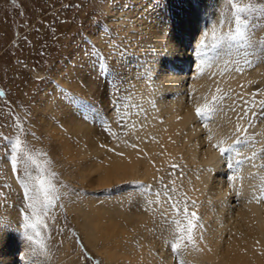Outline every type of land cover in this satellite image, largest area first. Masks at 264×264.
<instances>
[{"label": "rangeland", "instance_id": "1", "mask_svg": "<svg viewBox=\"0 0 264 264\" xmlns=\"http://www.w3.org/2000/svg\"><path fill=\"white\" fill-rule=\"evenodd\" d=\"M242 2L264 4V0ZM219 7L220 0H0V136L15 138L19 134L22 147L26 146L48 171L57 173L53 182L59 190V199L44 217L47 228L38 226L41 235L36 239L46 244L42 251L39 245L26 239L20 228L21 210L28 202L18 180L23 175V168L18 164L13 172L7 158V141L0 139V193H4L9 201V205L0 208V215L11 221V228L16 227L15 232L7 233L14 232L19 240H25L15 248L18 264H110L101 249L109 244L108 236L93 243L87 240L84 210L96 212L100 217L98 226L105 234L115 231L128 234L125 239H120V244L126 245L132 253H139L145 246L144 250L153 255L158 250L173 254L169 244L165 243L173 240L174 234L166 217L161 215L167 212V218L172 216L162 186L167 185L169 190L174 187L176 191H169V194L175 200H187L189 211L199 210L197 204H191L193 200L184 188V182H189L188 164L173 160L161 170L157 168L154 179L148 182L122 179L97 186L91 182L93 178L87 176L90 168L84 160L86 157L74 161L72 152L63 146V143L69 144L73 150L80 144L78 136L68 130L70 120L66 113L72 109L79 112V107L87 111L90 126L101 135L104 144L115 137L131 140L124 115L133 109L134 103L130 78L135 73L131 70L138 65L137 60L152 62L164 53L162 46L161 49L150 42L143 26L132 27L136 20L131 12L138 20L149 19L150 22V16H154L157 19L153 22L165 23V35L184 12L194 14L198 17L197 52L210 58L211 62L229 61L230 69L237 67L234 63L237 60L239 67L247 71L253 66L263 67L264 54L259 52L248 57L253 61V66L249 67L235 48L212 47L211 24L215 21L219 28L216 14ZM253 23L259 27L252 31L251 40L259 47V41H264V17L254 19ZM206 29L207 37L204 36ZM227 30L225 24L222 31ZM202 40L203 46L199 43ZM255 47L248 51L253 52ZM261 80L258 77L253 81L249 93L239 92L241 89L221 93L226 94L225 98L216 105L217 111L235 109L234 112L248 117L244 129L255 139L246 150H243L245 145L239 146V160L257 152L259 166L264 165V151H260L264 149V133H257L252 126L264 119L253 118L252 114L260 113V103L264 101V82ZM137 103L140 105L139 101ZM245 109L247 115H244ZM83 145L84 141L80 151H84L86 146ZM93 158L97 160L96 156ZM97 163L104 164V161L101 158ZM79 166L84 171H80ZM30 171L34 176L38 174L34 168ZM156 192L160 193L161 202L149 204V200L156 201ZM212 215L222 223L221 211ZM13 238L14 234L11 236L14 242ZM184 251L182 249L181 253ZM116 264L130 263L123 259Z\"/></svg>", "mask_w": 264, "mask_h": 264}, {"label": "bare ground", "instance_id": "2", "mask_svg": "<svg viewBox=\"0 0 264 264\" xmlns=\"http://www.w3.org/2000/svg\"><path fill=\"white\" fill-rule=\"evenodd\" d=\"M109 12L112 16L111 10ZM131 14L136 21L130 25L137 29L143 26L150 42L164 49V53L152 60L153 63L148 59L137 60L138 65L131 70L136 74H130L134 103L130 114L124 113L126 131L131 140L112 137L110 143H102L101 135L96 134L95 128L89 124L87 111L79 107L80 113L73 109L66 113L70 120L67 127L78 136V143L84 141L86 147L80 151V144L73 150L69 144L63 143V146L72 152L74 161L86 157L84 160L90 168L87 176L93 178L91 182L97 186L122 179L148 182L154 179L157 168L161 170L173 160L188 164L189 182H184V188L187 196L196 201L199 210L195 212L200 223L203 221V228L195 232V246H188L178 260L168 251L158 250L153 255L144 250L145 246L139 253L130 252L126 245L120 244V239H125L128 234H117V231L105 234L98 226L100 217L96 212L84 210L87 240L93 243L108 236L109 244L101 251L107 255L110 264L123 259H128L130 264H180V261L183 264H190V261L192 264H264V199L257 202L254 198L264 186V170L256 156L254 161L245 160L238 173L230 172L224 167L219 149L213 147L221 139L225 140V146L231 144L237 124L244 129L248 125V117L240 119L241 112L218 110L210 120L201 122L195 113L196 106L205 102V96L210 100L212 95L235 89L249 93L250 86L258 77L264 82V74L259 75L264 73V66H253L249 71L243 68L238 72L236 68L230 69L228 64L209 61L212 66L204 64L201 74V56L196 54L195 47L198 17L184 12L165 35V23L153 22L156 17L150 16L151 21L148 22L149 19L138 20L135 14ZM225 67L228 71L221 74ZM213 72L216 75L213 76ZM90 87L93 89L92 85ZM217 88L221 89L220 93H217ZM111 121L114 123V119ZM253 127L257 133H264L263 121L256 122ZM210 135L212 139H209ZM246 149L245 145L243 150ZM238 150L239 146L237 153ZM237 153L233 154L234 160H239ZM93 156L97 160L102 158L104 164L97 163ZM79 169L84 171L80 166ZM225 173L237 178L230 182ZM219 211L223 214L221 218L224 217L222 223L212 215ZM12 229L16 231V227ZM7 232L0 234V264H18L15 248L25 240H19L14 232Z\"/></svg>", "mask_w": 264, "mask_h": 264}, {"label": "snow or ice", "instance_id": "3", "mask_svg": "<svg viewBox=\"0 0 264 264\" xmlns=\"http://www.w3.org/2000/svg\"><path fill=\"white\" fill-rule=\"evenodd\" d=\"M230 10V11H229ZM219 16V28L215 21L211 24V35H212V47L218 48L224 46L228 49L235 48L238 55L243 57V63L249 67L253 66V61L248 59L250 55H256L257 52L264 54V41H259V47H255L251 40L252 31L259 27V24L253 23L254 19H260L264 17V4L256 3H243L242 0H220V7L217 9ZM228 25L227 31H222L224 25ZM208 30L204 32V36L207 37ZM201 46L204 45V41L199 42ZM255 47L253 52H249L248 49ZM200 55V72H203V65L209 63V59L203 56L199 52L196 53ZM103 58V57H101ZM259 57H257L258 59ZM229 61H225L227 64ZM237 67L236 71L242 72L244 69L239 67L240 61L234 62ZM228 71L225 67L221 69V74ZM212 75H216L215 72ZM217 93L221 92V89L217 88ZM225 95H212L209 100L207 96L204 97V103L198 104L195 108L196 116L201 122H206L212 118V116L217 112L216 105L220 104ZM255 96V93H253ZM261 111L253 113V118L264 119V101L260 103ZM235 110V109H233ZM244 115H247V109H245ZM244 117L241 116L240 119ZM251 123V121H249ZM207 127V123L204 125ZM23 129H21V132ZM239 133V135H237ZM247 129H241V126L237 124L235 132L233 135L236 137L231 144L225 146V140L221 139L218 143L214 144L213 147L219 149L221 159L230 172L238 173L240 166L245 163V160L251 159L255 160L257 152H253L252 157H246L245 160H234V153H237L238 146L249 145L250 142L254 141V137L246 134ZM7 141V158L10 160L13 172L16 171L17 165H21L23 168V175L18 177V180L24 190V197L28 201L26 208L22 209V223L20 228L23 230L26 239L29 242L39 245L40 249L43 251L46 248V244L41 239H36L40 237L41 233L38 230V226H43L47 228L44 217L47 216L48 209L55 205L56 201L59 199V190L57 185L53 182V178L57 176V173L48 171L44 163L38 161L35 155L30 153L26 146L22 147L23 141L20 139L18 134L15 138L12 137H2ZM209 139H212L211 135ZM254 146V144L252 145ZM135 147V145H133ZM264 151V149L260 150ZM42 154V153H41ZM238 154V153H237ZM43 155V154H42ZM255 166V165H253ZM175 168L176 166L173 165ZM264 167V165H261ZM34 168L37 170V175H32L30 169ZM228 180L231 182L237 177L234 175H228L225 173ZM140 183V182H135ZM143 187V186H142ZM164 189V195L167 197V203L170 204L172 216L168 217V213L164 212L161 215L166 217V223L171 225V231L174 234V239L171 241H165L169 244L174 256L179 260L181 256V250L187 249L189 245L195 246V232L198 228H203V224L199 223L200 217L197 212L189 211L188 201L175 200L169 191L175 192L176 189L173 187L171 190L168 189L167 185L162 186ZM157 199L156 201L149 200L148 203H160V193H155ZM254 198L259 202V200L264 199V186H262L259 195H254ZM193 206L196 205V201H191ZM5 205H9L7 196L4 193H0V208ZM63 207V205H61ZM31 210L29 213L28 210ZM54 219V218H53ZM11 228V221H6L5 217L0 215V234L5 231H13ZM202 238V237H201ZM35 251V249H34ZM87 255V254H85ZM98 264V262H97ZM183 264V261H180Z\"/></svg>", "mask_w": 264, "mask_h": 264}]
</instances>
